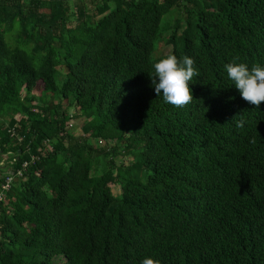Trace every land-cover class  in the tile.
I'll list each match as a JSON object with an SVG mask.
<instances>
[{"label": "trees", "instance_id": "1", "mask_svg": "<svg viewBox=\"0 0 264 264\" xmlns=\"http://www.w3.org/2000/svg\"><path fill=\"white\" fill-rule=\"evenodd\" d=\"M169 54L184 106L151 82ZM233 58L264 64V0H0V264H264V101Z\"/></svg>", "mask_w": 264, "mask_h": 264}, {"label": "clouds", "instance_id": "2", "mask_svg": "<svg viewBox=\"0 0 264 264\" xmlns=\"http://www.w3.org/2000/svg\"><path fill=\"white\" fill-rule=\"evenodd\" d=\"M194 58L183 55L178 59L175 54H169L156 59L152 64L151 82L157 96L162 95L166 103L174 106H184L193 99L190 83L198 75L194 67ZM227 77L240 92L243 99L256 105L264 101V64H254L249 67L244 62H232L224 65ZM237 127H244L245 121L238 120ZM140 264H158L151 256H145Z\"/></svg>", "mask_w": 264, "mask_h": 264}, {"label": "rangeland", "instance_id": "3", "mask_svg": "<svg viewBox=\"0 0 264 264\" xmlns=\"http://www.w3.org/2000/svg\"><path fill=\"white\" fill-rule=\"evenodd\" d=\"M87 6L90 7L91 3L87 2ZM167 47L163 46L162 43L159 44V51L163 50V51H167L166 49ZM158 53V51H156ZM42 83H39V86L37 87V90L35 89L33 92L35 94L39 93V89L42 88ZM77 113L75 109L71 108L68 112L67 115V123L69 126V132L71 134H74L76 137L80 136V135H85L86 133H84L83 129H82V125L85 122L84 119L82 117H72L73 114ZM18 115L15 116V118H17ZM86 137L88 136L87 134L85 135ZM88 143L93 144L95 146H101L104 144V142L102 140L96 139V138H91L87 140ZM112 145V142L110 144H108V146ZM9 154L8 153H2L1 158L6 157V159L4 160V162L7 160ZM115 161L120 164V163H127L129 162L130 159H127L126 157H123L122 155H120V152L117 151V154L114 157ZM125 159V161H124ZM3 160H0V164H2ZM111 189L116 193L118 192V188L113 185L111 186Z\"/></svg>", "mask_w": 264, "mask_h": 264}, {"label": "built area", "instance_id": "4", "mask_svg": "<svg viewBox=\"0 0 264 264\" xmlns=\"http://www.w3.org/2000/svg\"><path fill=\"white\" fill-rule=\"evenodd\" d=\"M12 131H13V129H12ZM20 138H18V140H19ZM26 164H27V162H23V164H22V167L24 168L25 166H26ZM22 175V171L21 170H17L16 172H15V174H13V172H7V176L5 177V180H4V182L2 183V185H1V187L5 190V189H7L8 187H9V183L11 182V180H12V178L13 177H20ZM3 197L4 196H2L1 194H0V202H1V200L3 199Z\"/></svg>", "mask_w": 264, "mask_h": 264}, {"label": "crops", "instance_id": "5", "mask_svg": "<svg viewBox=\"0 0 264 264\" xmlns=\"http://www.w3.org/2000/svg\"><path fill=\"white\" fill-rule=\"evenodd\" d=\"M1 155H2V153H0V160H3V162H2V164H0V169H1V168H5L4 160L6 159V157L1 158Z\"/></svg>", "mask_w": 264, "mask_h": 264}]
</instances>
